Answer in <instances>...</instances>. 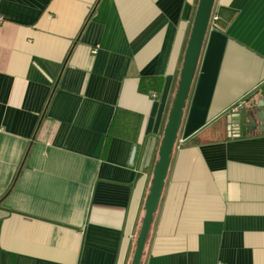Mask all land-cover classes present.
<instances>
[{"label": "crops", "instance_id": "0c3cea01", "mask_svg": "<svg viewBox=\"0 0 264 264\" xmlns=\"http://www.w3.org/2000/svg\"><path fill=\"white\" fill-rule=\"evenodd\" d=\"M197 4L0 0V264H130ZM263 98L264 0H214L140 264H264Z\"/></svg>", "mask_w": 264, "mask_h": 264}, {"label": "water", "instance_id": "95a60500", "mask_svg": "<svg viewBox=\"0 0 264 264\" xmlns=\"http://www.w3.org/2000/svg\"><path fill=\"white\" fill-rule=\"evenodd\" d=\"M214 0H198L191 32L187 42L178 86L161 139L158 159L155 162L152 180L145 199L144 215L136 238L130 264H140L153 214L158 206L164 180L168 171L177 132L183 115V108L188 97L191 82L197 67L203 40L211 18ZM241 129V134L252 132L254 129H264V98L259 100L251 109H241L232 119Z\"/></svg>", "mask_w": 264, "mask_h": 264}, {"label": "built area", "instance_id": "2783aa9c", "mask_svg": "<svg viewBox=\"0 0 264 264\" xmlns=\"http://www.w3.org/2000/svg\"><path fill=\"white\" fill-rule=\"evenodd\" d=\"M211 19V18H210ZM4 21V18L3 16L1 15L0 13V24L3 23ZM233 109V108H232ZM235 109V108H234ZM231 124L229 125V129H230V132L233 134V135H240L241 134V129L240 127L238 126V124H236L233 120H231Z\"/></svg>", "mask_w": 264, "mask_h": 264}]
</instances>
